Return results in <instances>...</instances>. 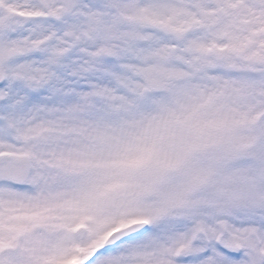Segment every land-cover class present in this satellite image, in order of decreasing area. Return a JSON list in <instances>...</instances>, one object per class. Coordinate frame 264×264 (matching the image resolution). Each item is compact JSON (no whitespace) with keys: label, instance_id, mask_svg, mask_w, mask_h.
I'll return each mask as SVG.
<instances>
[{"label":"snow or ice","instance_id":"1","mask_svg":"<svg viewBox=\"0 0 264 264\" xmlns=\"http://www.w3.org/2000/svg\"><path fill=\"white\" fill-rule=\"evenodd\" d=\"M0 264H264V0H0Z\"/></svg>","mask_w":264,"mask_h":264}]
</instances>
